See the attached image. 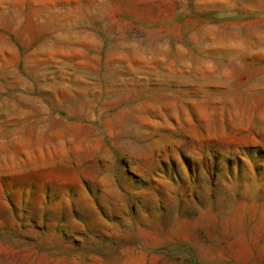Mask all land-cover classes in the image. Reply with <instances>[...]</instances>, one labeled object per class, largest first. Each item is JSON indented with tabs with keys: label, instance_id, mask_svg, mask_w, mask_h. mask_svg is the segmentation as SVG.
Listing matches in <instances>:
<instances>
[{
	"label": "rangeland",
	"instance_id": "1",
	"mask_svg": "<svg viewBox=\"0 0 264 264\" xmlns=\"http://www.w3.org/2000/svg\"><path fill=\"white\" fill-rule=\"evenodd\" d=\"M0 264H264V0H0Z\"/></svg>",
	"mask_w": 264,
	"mask_h": 264
}]
</instances>
